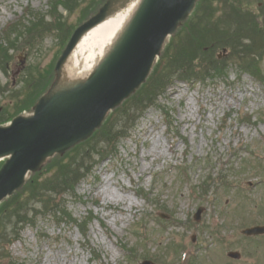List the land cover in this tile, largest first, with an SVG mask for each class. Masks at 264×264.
<instances>
[{
	"label": "rangeland",
	"instance_id": "1",
	"mask_svg": "<svg viewBox=\"0 0 264 264\" xmlns=\"http://www.w3.org/2000/svg\"><path fill=\"white\" fill-rule=\"evenodd\" d=\"M104 1L0 0V36L24 13L48 16L50 3L59 5L56 17L51 14L44 26L33 27L39 16L23 18L17 32L5 41L6 50L0 56V123L23 107L32 111L54 77V65L70 27L74 30L78 25L83 9L93 6L97 10ZM134 1L119 0L112 14ZM249 1L248 9L258 13L256 1ZM65 3L73 10H64ZM198 14L204 19L203 12ZM236 25L243 29L240 35H247L243 22ZM207 31L205 35L199 32L197 41L171 61L176 68L165 70L164 80L173 84L159 97L158 108H149L134 127V123L129 125L130 136L118 142L115 157L97 162L105 145L95 138L65 159L72 166L66 174L69 182L91 168L83 174L75 197H61L73 221L92 216L86 233L81 235L72 221L61 222L59 215L60 222L41 215L39 203L30 200L23 213L5 220L0 229L1 235L11 238L7 252V241L0 238V264H5L1 256L7 253L22 264H140L144 260L228 264L222 256L227 251L241 256L238 261L228 260L231 264H264V238L247 240L241 233L264 222V185L247 188L264 178V92L250 76L239 75L234 65L226 79L195 85L177 80L180 69L187 66L183 58L216 55L215 44L204 48L203 40L211 43L218 30L210 27ZM260 69L264 75V60ZM244 116L251 122L239 125V117ZM117 120L112 126H121ZM43 173L38 181L50 177V172ZM216 178H223L228 187L214 185ZM44 188L42 195L49 201L51 186ZM199 208L203 211L196 222L193 218ZM35 213V224L26 225L24 219Z\"/></svg>",
	"mask_w": 264,
	"mask_h": 264
},
{
	"label": "water",
	"instance_id": "2",
	"mask_svg": "<svg viewBox=\"0 0 264 264\" xmlns=\"http://www.w3.org/2000/svg\"><path fill=\"white\" fill-rule=\"evenodd\" d=\"M118 0L79 27L56 64V81L33 114L0 128V201L24 185L54 155H63L89 139L107 114L148 78L166 40L190 16L197 0H143L125 31L88 78L61 89L64 65L82 37L103 23Z\"/></svg>",
	"mask_w": 264,
	"mask_h": 264
},
{
	"label": "trees",
	"instance_id": "3",
	"mask_svg": "<svg viewBox=\"0 0 264 264\" xmlns=\"http://www.w3.org/2000/svg\"><path fill=\"white\" fill-rule=\"evenodd\" d=\"M243 1L244 0H199L197 2V14L194 13L166 45L161 55L159 64L155 67L147 82L141 87L138 95L131 97V100L127 102L124 107L118 110L115 119L118 118L117 121L120 122L121 126H112V124L115 122V119H113L104 126L100 135L96 137L105 145V148L100 150L102 153L100 156L102 158L108 155L111 156L115 153L119 140L126 137L127 131L129 130V125L131 127L132 124L135 123L134 120L136 117H140L149 107L156 105L159 97L165 94L167 89L173 84V81L166 82L164 80L166 79L167 75L165 70L172 71L176 68L175 62L173 61L172 63L171 61L176 60V58H180L182 51L186 47H191L195 41H197L196 38L200 33L203 35L208 34L207 30L210 27H214V29L218 30L217 35H214L216 42L212 43L215 41L212 40L211 43H209L208 40H203V43L201 40V42L204 44L203 47L206 48L215 44L214 53L227 48V50L230 52L229 56H231V58H233L236 63L243 66V68L252 71L253 74L256 75L254 72V70H256L254 65L255 61L260 59L264 54V0H252L256 1V3L260 6L257 8L259 9L257 11L258 13L255 14L253 11L248 9V1ZM230 3H234L232 4L233 11L228 15L227 8H229L228 5ZM215 4H218L223 8V14L222 17L219 18V21L217 20L218 17L216 15L217 10L214 7ZM56 6L57 4L54 5L53 9H55ZM64 7L66 10L69 8L70 10H73L74 8L70 7L68 3H65ZM93 12H95L93 6H90L88 9H83V15L80 19V22L86 20ZM199 12H203L204 19H206L208 23L199 17ZM239 14H242L243 17ZM215 15L217 19L213 20ZM233 16L240 19H235V22H243L247 27V35L243 34V32L242 35H240L241 33L239 31L243 29L237 28V25H235L236 28H229L230 24L228 23H230V19H232ZM196 22H198L197 25ZM41 24L42 20H40L38 23H35V25H32L34 28H38L39 26H44ZM17 27V25L14 26V28ZM70 29H72L71 33L68 34L65 43L68 41V38L73 32V27H70ZM8 42L9 41H7V43ZM65 43L63 45H65ZM4 49L6 50V48H3L2 44H0V56L5 53ZM202 52L204 53L205 51L202 50ZM183 59L186 60L187 66L180 69L181 74H177L178 79L181 80L199 78L197 75L193 74L196 72V69H199V72H204V74L208 75L214 71H219V74H222L227 68V63L223 61H217V57L215 55H210V57H185ZM195 60H198L202 66L195 63ZM172 75L173 73L171 74L170 72L169 76ZM167 81L170 80L168 79ZM44 83L47 84L46 80H44ZM24 108L25 107L22 109ZM22 109H20L18 112L22 111ZM134 114H137V116L132 117ZM112 117L114 118V116ZM109 126L111 127L108 128ZM85 144H87V142L82 146ZM65 159L66 158H59V160L53 161L49 170L43 173L45 175L46 173L50 172V177L45 181H38V178L40 177L39 175L31 177V179L26 183L25 187L20 192L16 193L13 198L0 205V229L2 228L5 220L13 219L18 213H23L25 206L29 204L30 200H35L39 203V207L42 209L40 213L41 215H50L53 219L55 218L57 222H62L64 219L74 222L70 217L67 216L64 201L61 200V197L63 194L74 195L75 186L81 180L83 174L77 173L76 176H72V182H69L66 174L70 171V169H72V166L68 165L69 163H66ZM55 162H58L57 165ZM52 172L53 174L51 175ZM46 186H51V191L53 193V197L49 198V201L52 200L51 203L42 195L43 190L45 189L44 187ZM26 195H28L27 198L25 197ZM58 215L61 216L60 221L57 218ZM37 216L38 213H35L31 218H25L24 223L30 226L34 225ZM90 220L91 218L87 219L86 222L89 223ZM86 222L83 224L84 226L87 224ZM0 238L4 240L6 235L4 236L0 234ZM3 258H6L5 264H20L7 255H5Z\"/></svg>",
	"mask_w": 264,
	"mask_h": 264
},
{
	"label": "bare ground",
	"instance_id": "4",
	"mask_svg": "<svg viewBox=\"0 0 264 264\" xmlns=\"http://www.w3.org/2000/svg\"><path fill=\"white\" fill-rule=\"evenodd\" d=\"M143 0H136L85 34L67 59L59 90L85 81L111 52Z\"/></svg>",
	"mask_w": 264,
	"mask_h": 264
}]
</instances>
